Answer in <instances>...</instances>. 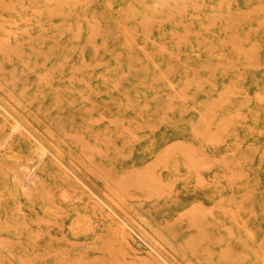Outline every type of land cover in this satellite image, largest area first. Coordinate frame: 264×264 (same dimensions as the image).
<instances>
[{
  "label": "rangeland",
  "instance_id": "rangeland-1",
  "mask_svg": "<svg viewBox=\"0 0 264 264\" xmlns=\"http://www.w3.org/2000/svg\"><path fill=\"white\" fill-rule=\"evenodd\" d=\"M0 264H264V0H0Z\"/></svg>",
  "mask_w": 264,
  "mask_h": 264
},
{
  "label": "bare ground",
  "instance_id": "bare-ground-1",
  "mask_svg": "<svg viewBox=\"0 0 264 264\" xmlns=\"http://www.w3.org/2000/svg\"><path fill=\"white\" fill-rule=\"evenodd\" d=\"M18 127H19V125H18ZM7 141V140H6ZM36 168V167H35ZM31 176H32V174H31ZM59 196H60V194H59ZM62 199V198H61ZM66 200V199H65ZM121 235V234H120ZM151 249V248H150ZM163 260V259H162Z\"/></svg>",
  "mask_w": 264,
  "mask_h": 264
}]
</instances>
